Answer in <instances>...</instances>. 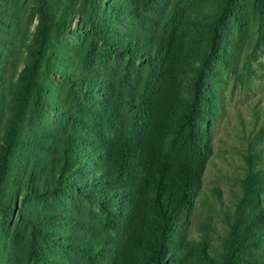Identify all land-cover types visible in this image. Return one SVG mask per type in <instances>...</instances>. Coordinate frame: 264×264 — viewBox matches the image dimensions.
I'll use <instances>...</instances> for the list:
<instances>
[{
  "label": "trees",
  "instance_id": "trees-1",
  "mask_svg": "<svg viewBox=\"0 0 264 264\" xmlns=\"http://www.w3.org/2000/svg\"><path fill=\"white\" fill-rule=\"evenodd\" d=\"M263 50L264 0H0V264H264V148L189 232Z\"/></svg>",
  "mask_w": 264,
  "mask_h": 264
},
{
  "label": "rangeland",
  "instance_id": "rangeland-1",
  "mask_svg": "<svg viewBox=\"0 0 264 264\" xmlns=\"http://www.w3.org/2000/svg\"><path fill=\"white\" fill-rule=\"evenodd\" d=\"M253 69L255 74L243 85L229 81L221 90L217 117L212 123V155L204 179L203 192L213 199L214 189L222 194V205L212 211L210 203L199 202L192 216L190 234L199 232L202 219L211 217L216 229L214 241L220 245L225 232L223 211L241 195V180L249 171L246 157L264 145L258 140V132L264 121V50L257 54Z\"/></svg>",
  "mask_w": 264,
  "mask_h": 264
}]
</instances>
